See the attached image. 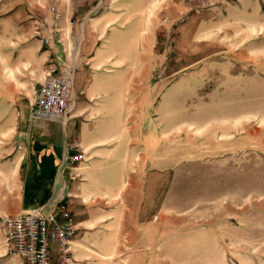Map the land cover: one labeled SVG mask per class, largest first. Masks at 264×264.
I'll return each mask as SVG.
<instances>
[{
  "label": "rangeland",
  "instance_id": "1",
  "mask_svg": "<svg viewBox=\"0 0 264 264\" xmlns=\"http://www.w3.org/2000/svg\"><path fill=\"white\" fill-rule=\"evenodd\" d=\"M147 14L114 108L136 217L121 264H264V0H150ZM54 34L75 60L87 36L100 47V0H0V132L34 120ZM0 264H24L1 221Z\"/></svg>",
  "mask_w": 264,
  "mask_h": 264
},
{
  "label": "crops",
  "instance_id": "2",
  "mask_svg": "<svg viewBox=\"0 0 264 264\" xmlns=\"http://www.w3.org/2000/svg\"><path fill=\"white\" fill-rule=\"evenodd\" d=\"M149 1L100 0V47L87 36L85 58L67 54L54 34L48 49L54 66H76L74 109L65 122L15 116L11 130L0 132V217L63 198L77 224L70 264H121L135 234L131 219L136 217L122 205L128 202L121 186L129 158L114 108L122 105V93L136 75V43L146 27L151 33ZM56 24L62 27L60 21ZM74 141L85 149L86 161L62 172L65 145Z\"/></svg>",
  "mask_w": 264,
  "mask_h": 264
},
{
  "label": "built area",
  "instance_id": "3",
  "mask_svg": "<svg viewBox=\"0 0 264 264\" xmlns=\"http://www.w3.org/2000/svg\"><path fill=\"white\" fill-rule=\"evenodd\" d=\"M54 13L57 8L52 7ZM60 18V17H59ZM49 25H43L39 34L45 44L51 43ZM76 66H54L50 75L31 102L32 119L65 122L76 104ZM86 161V153L80 142H67L60 169ZM1 224L9 245L21 256L24 264H70L72 243L77 224L64 199H52L30 211L14 215H2Z\"/></svg>",
  "mask_w": 264,
  "mask_h": 264
},
{
  "label": "bare ground",
  "instance_id": "4",
  "mask_svg": "<svg viewBox=\"0 0 264 264\" xmlns=\"http://www.w3.org/2000/svg\"><path fill=\"white\" fill-rule=\"evenodd\" d=\"M80 45V44H79ZM76 52L79 53V48L76 49Z\"/></svg>",
  "mask_w": 264,
  "mask_h": 264
}]
</instances>
